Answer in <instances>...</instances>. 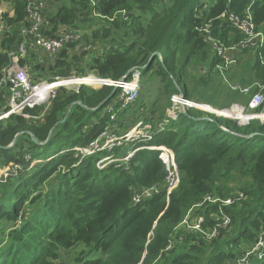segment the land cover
<instances>
[{
    "label": "trees",
    "instance_id": "obj_1",
    "mask_svg": "<svg viewBox=\"0 0 264 264\" xmlns=\"http://www.w3.org/2000/svg\"><path fill=\"white\" fill-rule=\"evenodd\" d=\"M43 1L46 34L75 29L82 35L53 59L45 54L40 62L34 53L24 59L21 65L39 72L35 77L94 74L118 81L158 52L160 56L142 68L141 83L154 78L159 85L154 100L149 90L146 96L140 93L114 121L108 108L118 92L97 110L78 103L98 107L112 93V85L62 88L42 117L12 114L0 120L2 146L12 144L19 134L11 148H0V169L20 166L17 173L0 179V264H59L61 253L80 242L87 249L76 257V264H235L249 251L246 264H264V245L255 249L264 240L263 121L239 125L200 109L179 112L149 142L173 150L179 185L169 197L165 186L138 204L132 203L134 190L165 185L168 171L159 151L140 149L128 168L111 164L100 169L97 161L106 153L79 162L71 150L87 146L110 123L119 133L140 120L167 119L166 110L177 93L218 109L247 104L264 86V42L257 50L234 54L235 61L223 68L212 45L242 39L226 18L230 12L244 15L249 10L264 34V0ZM7 2L0 65L9 61V52L18 50L22 29L29 25L28 0H0V5ZM209 21L212 32L206 37L199 28ZM89 44L91 49L84 50ZM231 84L251 86L250 91L245 94ZM4 102L0 94V109ZM71 105L67 120L57 125L51 139L36 144L31 134L45 142ZM43 110L27 113L37 116ZM124 151L119 148L116 154ZM35 159L42 161L30 168ZM191 210L193 218H204L208 233L181 226Z\"/></svg>",
    "mask_w": 264,
    "mask_h": 264
},
{
    "label": "built area",
    "instance_id": "obj_2",
    "mask_svg": "<svg viewBox=\"0 0 264 264\" xmlns=\"http://www.w3.org/2000/svg\"><path fill=\"white\" fill-rule=\"evenodd\" d=\"M10 2L0 5V41L2 39L5 24L3 20V13L10 10ZM45 8V1L43 0H28L27 5V19L29 25L22 29L23 41L18 50L8 53L9 61L0 65V94L5 100L2 109H0V120L9 117L12 114L23 115L28 119H38L42 117L47 109L43 110L39 115L34 116L27 113V109H34L50 104L57 96L58 91L62 88L78 91L81 86L99 88L103 85H112L118 88V95L115 104L109 106L110 120L117 119V113L125 108L130 107L140 95L141 92V70L143 67H137L132 70L130 77L124 76L121 80L111 81L109 79L100 78L94 74L83 76L73 75L67 78L56 77L54 79L35 77L37 70L32 73L30 65H21L24 59L32 57L36 54V60L42 62L45 54L50 59L58 55L65 45L80 39L82 35L81 30L69 29L60 35L50 36L43 30L44 16L43 10ZM226 17V13L222 14ZM232 25L242 34V39L238 42L225 44L219 40L212 45L213 50L223 61L218 67L230 66L235 59L233 55L240 53L245 49L254 48L257 50L264 42V34L258 31L251 15L247 10L246 14L239 15L230 12L226 17ZM211 22L199 28V31L208 37L211 32ZM32 49V50H31ZM91 45H85L84 50H90ZM29 66V67H28ZM233 89H239L241 92L247 94L251 86H244L238 84H231ZM261 90L254 93L247 104L233 103L230 107L223 109H207L205 104H199L194 100L186 98L182 93L174 94L171 97L172 106L167 111L168 118L159 122H144L142 120L135 123L130 129L122 130L119 133V128L116 124H109L87 146H77L72 148L75 151V157L79 158L81 162L84 158L95 155L97 153H106L97 161V166L104 169L111 164L119 167L128 168V162L134 154L140 149H152L159 151V157L165 164L168 171L165 185H153L148 188L136 189L133 192L132 203L138 204L146 198L152 197L159 193L163 187L167 188V196L179 185L180 173L175 160L173 150L164 145H150L154 132H159L166 128L169 119H177L181 108L186 111L190 108L208 111L217 115L218 117H226L236 120L239 125H248L252 120H261L264 122V86H260ZM119 105V106H116ZM7 107L6 109H4ZM260 108V109H259ZM125 149L124 153L117 155V149ZM34 164L38 161H33ZM20 169L18 164L7 166L0 169V179L7 178L10 174H15ZM214 201V199H210ZM226 201L225 203H228ZM190 213V212H189ZM188 213V214H189ZM195 222V225L189 224ZM204 218L196 216L193 218L186 216L184 223L187 224V229H196L203 231L202 224ZM208 233V232H206ZM210 233V232H209ZM216 234L213 231L209 236ZM264 245V240L260 239L256 244L255 249H259ZM170 248V246H169ZM254 249V250H255ZM254 252V251H253ZM247 252L246 254H249ZM239 259L235 264L248 263V256Z\"/></svg>",
    "mask_w": 264,
    "mask_h": 264
},
{
    "label": "rangeland",
    "instance_id": "obj_3",
    "mask_svg": "<svg viewBox=\"0 0 264 264\" xmlns=\"http://www.w3.org/2000/svg\"><path fill=\"white\" fill-rule=\"evenodd\" d=\"M80 49V48H79ZM98 49H100V48H98ZM90 53V52H89ZM91 53H93L92 51H91ZM45 57V56H44ZM29 67V66H28ZM30 68L31 67H29V70H27V72L28 73H30ZM34 72L36 71V70H33ZM142 84V89H141V94H144L145 95V93L147 92V90H149L150 91V99H151V101L152 100H154L155 98H156V96H157V94H156V91L154 90L155 88H157V86L159 85V83H158V81L157 80H155L154 78H153V82L152 83H149V84H144V83H141ZM150 87V88H149ZM146 96V95H145ZM139 97H140V95H139ZM138 97V98H139ZM137 101V100H136ZM135 104V103H134ZM133 104V105H134ZM199 104H205V103H200L199 102ZM50 106V104H46V105H44V110L45 109H47L48 107ZM208 106H210V107H208ZM132 107V106H131ZM205 108H207V109H218V108H214L212 105H209V104H206V107ZM109 109V108H108ZM168 109H170V108H168ZM168 109L166 110V112L168 111ZM109 111V110H108ZM180 111H186V109L185 108H181L180 109ZM217 116V115H216ZM259 120V119H258ZM27 159L28 160H32L31 159V156L30 155H27ZM42 161V159H35L34 161ZM37 163H39V162H36L35 164H37ZM34 164V162H32L31 163V166H30V168L31 167H33V165H35ZM46 191V190H45ZM200 206V205H199ZM192 215H194L193 214V212H192V210L190 211V213L187 215V216H189V217H191ZM186 218V217H185ZM185 220V219H184ZM184 220H183V222L181 223V226H183V227H185V228H187V224H185L184 223ZM189 224H191V225H195V222H189ZM202 229H203V231H201V233L202 234H206V232L207 231H205V229L203 228V226H202ZM189 230H191V229H189ZM193 230H195V231H199V230H196V229H193ZM87 249V246H86V244L85 243H83V242H80V243H78L75 247H73V248H71V249H68V250H66V251H63L62 253H61V257H60V259H59V261L57 260L56 262L57 263H59V264H76V261H75V259H76V257L77 256H79L80 255V253L82 252V251H84V250H86ZM247 253V252H246ZM245 253V254H246ZM247 256H248V254H246ZM95 256H98V254H95V255H92L91 256V258L92 257H95ZM259 257H261L260 255H259Z\"/></svg>",
    "mask_w": 264,
    "mask_h": 264
},
{
    "label": "water",
    "instance_id": "obj_4",
    "mask_svg": "<svg viewBox=\"0 0 264 264\" xmlns=\"http://www.w3.org/2000/svg\"><path fill=\"white\" fill-rule=\"evenodd\" d=\"M156 56H160V53H158V52L154 53V54L152 55V57L150 58L149 62H148L143 68H146V67L150 66V65L153 63L154 58H155ZM130 72H132V70L129 71L128 74H130ZM128 74L125 75V76L128 77ZM117 91H118V88H117V87H114L112 93H111V94H110V95H109V96H108V97H107L102 103H100L99 106L96 107V108H89V107H87L82 101H78V103H79L82 107H84V108H86V109L97 110V109H99L100 107H102L103 104H104L105 102H107L109 99H111L113 96H115V94L117 93ZM73 105H74V104H73ZM73 105H71V106L69 107V109L67 110V112H66L64 118H63L62 120L58 121V122L54 125V127L51 129V132H50V134H49V136H48V138H47V140H46L45 142H41V141H39L38 139L35 138V136H34L33 134H31L32 140H33L36 144H39V145H42V144L47 143V142L51 139V137H52V135H53V132H54L55 128L57 127V125H59V124H61V123H64V122L67 120V118H68V116H69V114H70V112H71V110H72V108H73ZM208 107H210V106H208ZM212 109H213V108H212ZM182 113H185V114H186L187 111H183ZM18 136H19V134L15 137L14 142H13L12 144H10V145H8V146H2V145L0 144V148H5V149H9V148H11V147L14 145L15 141L18 139Z\"/></svg>",
    "mask_w": 264,
    "mask_h": 264
},
{
    "label": "clouds",
    "instance_id": "obj_5",
    "mask_svg": "<svg viewBox=\"0 0 264 264\" xmlns=\"http://www.w3.org/2000/svg\"><path fill=\"white\" fill-rule=\"evenodd\" d=\"M218 55V54H217ZM206 105V104H205ZM208 112V111H207Z\"/></svg>",
    "mask_w": 264,
    "mask_h": 264
},
{
    "label": "bare ground",
    "instance_id": "obj_6",
    "mask_svg": "<svg viewBox=\"0 0 264 264\" xmlns=\"http://www.w3.org/2000/svg\"><path fill=\"white\" fill-rule=\"evenodd\" d=\"M206 107V106H205Z\"/></svg>",
    "mask_w": 264,
    "mask_h": 264
}]
</instances>
